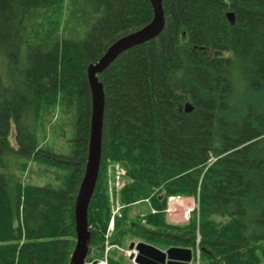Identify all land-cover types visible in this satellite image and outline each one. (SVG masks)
Listing matches in <instances>:
<instances>
[{
    "label": "trees",
    "instance_id": "obj_1",
    "mask_svg": "<svg viewBox=\"0 0 264 264\" xmlns=\"http://www.w3.org/2000/svg\"><path fill=\"white\" fill-rule=\"evenodd\" d=\"M163 8V31L100 74L88 258L106 254L110 161L126 175L108 244L129 236L199 248L200 264H264V0ZM153 16L150 0H0V264H69L90 134L87 67ZM185 197L195 209L170 221L169 200ZM146 200L147 212L131 214ZM108 253V264H133Z\"/></svg>",
    "mask_w": 264,
    "mask_h": 264
},
{
    "label": "water",
    "instance_id": "obj_2",
    "mask_svg": "<svg viewBox=\"0 0 264 264\" xmlns=\"http://www.w3.org/2000/svg\"><path fill=\"white\" fill-rule=\"evenodd\" d=\"M154 16L144 27L131 32L111 44L98 61L87 67V76L91 90V121L88 154L85 172L80 183L75 204L76 243L69 264H87L91 245V231L88 223L89 205L94 194L102 162L103 123L105 113V90L100 74L122 53L156 38L165 27L163 0H150ZM231 23L235 22L234 12L227 14ZM187 110H191L187 106ZM129 259L136 264H191L193 249L171 246L161 249L144 241H132L129 245ZM94 261L92 264H97Z\"/></svg>",
    "mask_w": 264,
    "mask_h": 264
},
{
    "label": "rangeland",
    "instance_id": "obj_3",
    "mask_svg": "<svg viewBox=\"0 0 264 264\" xmlns=\"http://www.w3.org/2000/svg\"><path fill=\"white\" fill-rule=\"evenodd\" d=\"M11 139H13V137H11ZM122 166L116 165L113 162H110L105 166V171H106V178H107V185H108V194H109V198H110V203L112 205L111 207V218L114 212H116V199L114 197V191H115V182H116V174L117 171L121 168ZM124 174H122L123 177ZM122 177L120 180V184L117 185V189L118 192L120 193V187L122 185ZM30 181L35 182L36 178L33 177L30 179ZM186 198V197H185ZM188 198V197H187ZM182 198H172L171 200H169V204L171 205V207L175 206V210H174V219H178L176 221H178L179 223H181L184 218L186 219V217H188L187 215L189 214V212H191L192 210L195 209L196 207V201L194 198H191V201H189V205L185 204L182 202V200H180ZM177 206H179V209H177ZM150 209V205L148 202H143L140 204L135 205V207L133 208V211L131 214L133 215H138V214H143L145 212H147V210ZM117 214H121V213H117ZM187 214V215H186ZM119 216V215H117ZM111 218H110V224L106 233V242H105V255L109 254L108 252L110 250H117L119 252H121L122 254H124L125 256H127L128 253V249H129V243L131 242L129 239V236L125 237L123 246H111L110 244H108V241L110 240V236H111V232L113 230V228L111 227ZM187 221V220H186ZM176 223V222H174ZM132 241H138V240H132ZM158 247L161 249H167L169 246L166 245V243H160L158 244ZM196 254H200V251L197 249L196 250ZM95 260V259H94ZM105 261V260H104ZM130 261V260H129Z\"/></svg>",
    "mask_w": 264,
    "mask_h": 264
},
{
    "label": "built area",
    "instance_id": "obj_4",
    "mask_svg": "<svg viewBox=\"0 0 264 264\" xmlns=\"http://www.w3.org/2000/svg\"><path fill=\"white\" fill-rule=\"evenodd\" d=\"M118 165V164H116ZM120 166V165H119ZM122 174H125V169L123 167H121L118 171H117V174H116V182H115V186H116V189H117V185L120 184V180H121V177H122ZM122 185H123V182H122ZM121 185V186H122ZM118 190V189H117ZM116 205H117V208H116V212H114L113 214L115 215L116 213L119 212L121 206L118 202V198H117V201H116ZM106 264V262H105ZM196 264H200V254H197V260H196Z\"/></svg>",
    "mask_w": 264,
    "mask_h": 264
},
{
    "label": "crops",
    "instance_id": "obj_5",
    "mask_svg": "<svg viewBox=\"0 0 264 264\" xmlns=\"http://www.w3.org/2000/svg\"><path fill=\"white\" fill-rule=\"evenodd\" d=\"M180 200H182L183 203L189 205V203H190L189 201H191V198L190 197H188V198L186 197V198H182ZM177 209H179V206H177ZM174 210H175V206L171 207V205H170L169 220L172 221V222L179 223L178 221H176L178 219H176V220L174 219ZM187 219H188V217H186V219L184 218V220L181 223H185Z\"/></svg>",
    "mask_w": 264,
    "mask_h": 264
},
{
    "label": "bare ground",
    "instance_id": "obj_6",
    "mask_svg": "<svg viewBox=\"0 0 264 264\" xmlns=\"http://www.w3.org/2000/svg\"><path fill=\"white\" fill-rule=\"evenodd\" d=\"M102 156H103V150H102ZM101 164H102V162H101ZM101 169V168H100ZM99 264H104V262L103 263H99Z\"/></svg>",
    "mask_w": 264,
    "mask_h": 264
}]
</instances>
